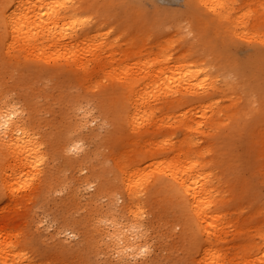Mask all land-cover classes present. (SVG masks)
<instances>
[{"label":"bare ground","instance_id":"6f19581e","mask_svg":"<svg viewBox=\"0 0 264 264\" xmlns=\"http://www.w3.org/2000/svg\"><path fill=\"white\" fill-rule=\"evenodd\" d=\"M234 2L235 0H184L185 9L181 16H185L186 20L197 19V22L205 28L211 27L214 36L222 42L228 40L229 34L246 37L247 33L241 26L246 12L236 14L235 20L238 27H226L227 24H231L229 15ZM147 5L152 8L160 6L157 0H0V54L3 55L1 56L6 63L24 62L40 71L64 75L67 78H70L68 74H72L78 79H83L85 75L78 74L75 69L87 73L90 69L86 61L90 62L93 59L92 62L96 65V59L99 58L100 53L103 51L109 53L112 48L114 7L119 10L124 9L126 13L131 14L135 11V17L143 26L148 27L147 31L159 30L162 27L164 14H152L153 11L148 9ZM125 8H129L127 10L130 11L127 12ZM207 12H212L213 15L209 16ZM129 23L132 24V22ZM152 23L155 24L154 27ZM137 24L134 20L133 25ZM196 42L194 41V44ZM206 52L201 54L193 52L192 60L180 59L174 61V65L164 63L165 66L164 58L170 60V54L165 55L164 58L157 55L152 60L158 65L154 70L149 67L139 68L136 72L129 71L125 75L116 77L114 81L117 100L114 102L113 95L110 103L113 108L118 109L119 122H123L130 130L138 131L140 137H149L151 129H160L163 126L165 112L191 108L199 115H206L208 109L213 106L215 98L212 96L218 91L216 87L218 78L224 82L227 91L233 84L243 90L245 103L240 104V112L243 115L255 112L252 114L253 117L264 118L262 91L264 89V44L256 50L253 64L252 58H249L243 64L236 66L237 70L234 73L240 79L235 83L230 81L228 73H222L219 70L217 62L211 61L207 64L204 59H201L208 54L212 55L211 51L208 54ZM212 52L215 57H219L215 46L212 47ZM194 53L197 54L196 58ZM85 54L92 55V58ZM62 56L66 61L49 64L51 60L58 61ZM40 60H45V63ZM166 64H169L167 69ZM234 73L230 74L234 75ZM155 74L156 78L150 85L148 80ZM144 81H147L146 85ZM125 82L127 84H124ZM199 89L203 90L202 94L198 93ZM219 92L222 94L225 91L219 90ZM225 95L226 93L222 96ZM259 98L261 103L254 110L253 105ZM74 102L78 110L82 108L80 100L75 99ZM18 105L6 96H0V173L3 172L2 177L0 176V185L3 190L6 188L18 195L21 192L18 188L25 187L20 185L21 183L29 180L32 183L36 182L34 184L36 191H30L27 199L31 196L33 198L35 194L41 202L47 192L55 191L63 183L54 166L46 171L44 177L45 158L42 141L37 137V128L32 122V115ZM94 108V106L93 108L88 106L83 116L86 117L93 112ZM190 112L183 113V116L187 117ZM181 116L177 114L176 118L179 119ZM97 118L98 115L95 116V119ZM196 122L201 123L200 117ZM190 126L189 122L185 123L186 128ZM138 141L144 142V140ZM139 142L134 141L133 147L139 145ZM168 142L167 139H162L152 143V148H129L130 150L127 148L121 152L123 154L126 151L123 162H120V154L114 159L113 166L108 164L106 166V162L103 163V167L114 174L111 180L105 173H101L102 171L99 173L96 167L89 176L81 178L83 181L78 179L77 184L88 181L89 177L94 178L95 182L101 178L100 181L98 180L95 192L88 199L89 220L77 222L76 228L80 236L77 244L87 247L90 253H95L99 249V243H102L101 237L105 235L109 237V243L105 241L106 244H102L107 245L106 249L109 248L112 253L115 251L116 256L122 260L127 256L133 260L136 253L142 256V251H148L147 247L149 248L146 245L148 240L145 245H142L141 240L138 239L140 233L143 237L148 236L144 235L146 229L144 214L146 208L161 198L174 208L176 217L173 215L175 223L171 227H182L181 243L187 246L188 251L191 250L188 253L192 258L191 264L237 263L229 259V253L225 249L230 252L237 250L238 246L237 259L242 261V264H264V245L249 246L250 242H237L252 229L248 225L249 219L233 217L231 212L233 201L231 195L233 194L229 187L234 186L230 184L232 181L225 179L226 171L224 170L223 176V173L218 171L217 164H212L209 168L199 157L193 155L195 153H188L182 147L168 144ZM76 146L72 147L78 150ZM63 148H71V146ZM253 148H257L254 150L259 152L264 151V138H259L258 147ZM220 149L225 162L230 157L229 148ZM64 162L68 165L74 163L71 158H66ZM7 174V180H4ZM94 179L89 180V184L95 183ZM34 186L32 189L35 188ZM100 200L106 201L102 204ZM240 206L237 204L238 208ZM58 222L62 226L54 235L55 247L62 252L60 256L64 260L68 259L70 264H77L71 255L77 252L74 247L68 246L62 237V234H66L65 227L75 223L74 219L61 215ZM143 227L144 230H142ZM161 228H164V231L159 230ZM154 229L160 233V238L161 236L165 238L167 229L165 223L162 222ZM255 229L263 232L260 235L264 236V224L255 226ZM1 231H4L3 236L6 237L3 241L0 240V264H39L36 258L39 259L42 254L29 250L27 238L11 241L8 236L13 234L11 230H7L6 224L0 228ZM146 231L145 234H149V228ZM99 235L101 242L98 241ZM231 236L233 238H230ZM32 240L39 241L36 236ZM162 245L167 246L163 242ZM246 247V251H243ZM119 257H117L118 261ZM171 262L174 263V261Z\"/></svg>","mask_w":264,"mask_h":264},{"label":"rangeland","instance_id":"374dc122","mask_svg":"<svg viewBox=\"0 0 264 264\" xmlns=\"http://www.w3.org/2000/svg\"><path fill=\"white\" fill-rule=\"evenodd\" d=\"M157 3L160 5L159 7L152 8L148 5L147 7L153 11L152 14H164V21L159 30L150 29L147 31L148 27L143 26L141 21L135 17V11L131 14L126 13L124 9L119 10L114 7V27L111 32L112 48L109 53H105L106 51L100 53L99 58L96 59V65L93 64V59L90 62L87 60L90 69L87 70V73L75 69L78 74L85 75L83 79H78L72 74H68L70 78H67L64 75L40 71L24 62L6 63L2 58L3 55L0 54V96H6L16 105L19 104V108L29 111L32 115V122L37 128V137L43 144L44 177L46 171L54 166L63 183L55 191L47 192L41 202L35 194L33 198L31 196L30 199H27L30 191H36L34 186L36 182L32 183L29 180L26 183H21L20 185L25 187L18 188L21 191L18 195L6 188L3 190L0 185V192H2L0 194V228L7 225V230H11L13 234V236H8L11 241H21L27 238L29 250L42 254L39 259L36 258L39 264H70L68 262L70 260H64L60 256L62 252L55 247L56 237L54 235L62 226L58 222L61 215L71 217L75 222L65 227L66 234H62V237L64 242L68 246L74 247L77 252L75 255L71 254L77 264H81V261L82 264H92V262L93 264H175L176 261L177 264H191L192 258L188 254L191 250L188 251L187 246L181 243L182 227H171L175 223L174 217H176L174 208L161 198L146 208L144 227L147 230L149 228V234H145L147 231L144 227L142 230L145 229L144 235L148 236L151 231L153 232L150 237H143L142 233L139 234L140 236L138 235L142 245H145L148 240L146 245L149 248L147 247L148 251H142V256L138 253L141 257L136 253V260L135 257L132 260L129 256L130 260L127 256L129 261L123 258L124 261L116 256L115 251L112 253V250L106 249L105 241H108L109 237L105 235L101 237L102 243L105 244L98 242L99 249L95 253H90L87 247L84 248L77 244V241L80 240L79 231L76 228L77 222L82 223L89 220L87 203L89 196L95 192L99 180L95 182L94 178L89 177V180L94 179L95 183L89 184L88 180L77 184L78 179L81 180V178L89 176L96 167L99 173L102 171L101 173H105L111 180L114 174L106 170L103 163L106 162V166L107 164L113 166L114 159L119 157L125 149L152 148V143L162 139H167L168 144L182 147L188 153H195L196 155H193L199 157L209 168L212 164H217L218 171L220 170L223 176L224 170L226 171L225 179L232 181L230 184L234 186L229 187L233 194V196L231 195L233 217L249 219L248 225L252 229L237 242H250L249 246L264 245V236L260 235L263 232L255 229V226L264 224V151L259 152L254 150L257 148H253L258 147L259 138H264V118L253 117L252 114L255 112L247 115L240 112V104L245 103L244 92L241 88L233 84L235 86L231 85L227 91L224 82L218 78L216 81L218 91L212 96L215 98L213 106L208 109L206 115H199L196 110L191 108L165 112L163 126L160 129H151L149 137H140L138 131L130 130L123 122H119L118 109L113 108L110 103L113 95L114 102L117 100L114 79L129 71L136 72L139 68L149 67L154 70L158 65L152 60L157 55L164 58L165 55L170 54V60L164 58L163 64H173L174 61L180 59L192 60L193 52L201 54L207 51L208 54L211 51V56L208 54L201 59H204L207 64L211 61L217 62L219 70L222 73H228L232 83L237 82L240 78H237L234 73L237 70L236 66L243 64L249 58H252L253 64L256 50L264 44L262 43L264 38V0H235L229 15L231 24H227L226 27H238L235 20L236 14L246 12L244 23L241 26L247 36L242 37L236 34L231 36L229 34L228 40L223 42L214 36L211 27L205 28L197 22V19L186 20L185 16H181L185 9L183 7L184 0H157ZM125 9L127 12L130 11L127 10L129 8ZM207 14L213 15L212 12H207ZM134 20L138 23L137 25H133ZM146 25L148 24L146 23ZM151 25L154 27L155 24ZM194 41L197 42L194 44ZM213 46H215L219 57L213 55ZM197 54L194 53V58L197 57ZM85 55L92 58L90 54ZM40 61L45 63V60ZM64 61L66 60L62 56L58 61L51 60L49 64L53 65ZM149 61L151 62L147 63ZM193 62L199 65L196 61ZM168 65L166 64V69ZM230 73H234V75ZM155 78L156 74L148 80L150 85ZM145 83L147 81H144ZM200 89L198 93L202 94L203 90ZM219 90L225 91L226 95L222 96L224 93L221 94ZM262 91L264 97V89ZM75 99L81 101L82 108L79 110L75 106ZM256 103L253 105L254 110L258 108V104L260 105V98ZM88 106L91 108L94 106V111L84 117ZM187 111L191 112L187 117H184L183 113ZM177 114L182 115L181 118L177 119ZM97 115L98 118L95 119ZM199 117L201 123L196 122ZM84 118L86 119L84 120ZM188 122L191 126L186 128L185 123ZM138 140H144V142ZM78 141L80 142L78 143ZM134 141L139 142V145L133 147ZM73 143L77 145L78 150L72 147L75 146ZM64 146H71V148H63ZM226 147L229 148L230 157L224 162L223 152L220 148ZM125 153L126 151L120 155V162H123ZM66 158H71L74 162L73 165L66 164L64 162ZM83 158H85L84 161ZM2 173H0L1 177ZM230 176L233 177L230 178ZM7 177L8 174L4 180H7ZM33 186L34 189H32ZM105 201L100 200L102 204ZM237 204L241 206L238 208ZM162 222L167 226L165 238L164 236L160 238V233L154 229ZM159 230L164 231V228ZM3 233L4 231L0 232L1 241L6 237L3 236ZM35 236L39 241L32 240ZM105 237H107L106 240ZM98 241H100V235ZM162 242L167 246H163ZM246 249L247 247L243 251ZM237 250L229 252L225 249L229 253V259L237 262L232 264H242V261L237 259ZM188 256L189 258H187ZM117 257H119V261ZM181 257L185 259L183 260ZM113 258L117 261L112 260ZM142 260L144 261L142 262Z\"/></svg>","mask_w":264,"mask_h":264}]
</instances>
